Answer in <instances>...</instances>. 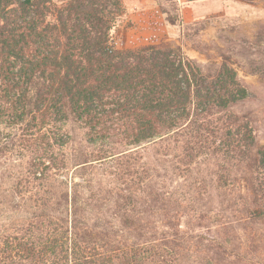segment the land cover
Wrapping results in <instances>:
<instances>
[{
    "label": "trees",
    "instance_id": "trees-1",
    "mask_svg": "<svg viewBox=\"0 0 264 264\" xmlns=\"http://www.w3.org/2000/svg\"><path fill=\"white\" fill-rule=\"evenodd\" d=\"M151 1L178 26L181 3L198 0ZM124 15L121 0H0V179L10 213L23 211L0 223V264H202L183 254L185 232L146 239L149 228L135 217L166 209L178 221L182 202L205 195L214 198L215 225L242 232L250 249L242 264H264V145L253 115L234 111L252 93L224 54L202 65L168 42L117 48L112 32ZM202 24L183 29L192 46L189 28ZM69 122L85 131L86 148L66 154ZM150 145L160 147L162 167L173 161L172 173L197 176L187 201L152 183L160 176L133 155ZM104 163L113 170L107 188L62 180L69 167L91 173ZM217 245L206 264H230L234 250Z\"/></svg>",
    "mask_w": 264,
    "mask_h": 264
},
{
    "label": "rangeland",
    "instance_id": "rangeland-1",
    "mask_svg": "<svg viewBox=\"0 0 264 264\" xmlns=\"http://www.w3.org/2000/svg\"><path fill=\"white\" fill-rule=\"evenodd\" d=\"M125 8V15L118 23L116 28L112 32L114 44L119 49H131L139 46H143L152 42H161L162 39H168V43L174 46H180L182 52L190 58V41L181 40L179 33L176 29H173L168 38H165L162 33L161 36L151 37L154 21L152 15L145 17L144 5L141 0H121ZM150 5L155 7V4L150 0ZM188 2H183L180 5V9L186 7ZM251 10L250 12L240 8L232 15L226 18H217L213 22L217 23L216 29V41L213 42L209 39V36H205L199 32L197 27H190L189 33L192 35L195 43L203 48L202 55H198L195 58L200 64H206L209 60L219 61L220 54L226 55L232 61L237 74L247 85L249 91L253 97L246 100L244 103L239 104L234 111L235 112H250L255 118V135L258 145H264V0H256L252 7H246ZM212 21L209 25L213 24ZM203 25V31L209 26L205 23ZM149 31V32H148ZM194 43V44H195ZM193 44V46H194ZM192 46V47H193ZM63 133L67 135L68 144L63 149L64 153L69 154L73 151H78L86 148L85 144V131L78 125L69 122L63 129ZM159 146H145L138 148L133 155L137 160H141L145 163L149 174L156 172L160 177L159 179H152V183L159 184L163 187L164 191L170 194L174 199L179 201L182 199H189V195H194L195 182L193 178L197 176H186L184 174H174L171 172V168L175 165L173 161L167 162L162 167V162L158 160L156 155L159 151ZM157 159V161H155ZM169 160H171L169 158ZM2 162V161H1ZM22 162L14 163L13 165L21 164ZM111 163H104L102 166H96L95 170L91 173L88 171L74 170L69 167L67 171L63 173V181L77 182L83 179H91L92 181L99 182L104 188L108 187L111 183V177L108 173L113 172L111 169ZM11 172L15 175V171L22 170L11 168ZM199 177L204 174V168L201 167ZM180 175V176H179ZM155 185L156 189L157 186ZM8 182L5 179H0V199L4 201V204L0 206V223L7 222L12 218L14 221H18L23 216L22 209L19 208L21 213H10L8 208V201H13L11 194L7 193ZM208 191V189L206 190ZM209 193L212 194V191ZM213 195V194H212ZM206 196V195H205ZM205 196L197 202L183 203L184 208L181 219L176 221L175 218H169L167 215L169 211L157 209L147 210L145 213H140L137 209V215L135 218H142L146 226L149 228L146 239H157L164 236V233L169 234L177 233V231L185 232L184 235V251L183 254L190 261L198 257V261L206 264L209 261L210 254L207 252L208 248L217 247V244H222L227 249H233V253L230 257V264H242V261L249 260L250 249H246L248 246L245 243V238L240 240L239 230H235L232 235L224 233L222 229L215 225V211L216 206L214 198L208 203L205 201ZM84 199L87 198V194H84ZM15 200V199H14ZM169 209V208H167ZM172 208H170V211ZM193 210V212H190ZM95 213V212H93ZM112 211L106 207L103 209L104 218L106 221H112ZM136 214V212H135ZM170 215V214H169ZM206 215L208 220H197L199 216ZM174 219V220H173ZM170 221L171 224H178L177 227L167 228L164 223ZM189 222V229L185 227V224ZM174 228V229H173ZM134 233H122L119 231V239H134ZM231 238L232 243H223V238ZM214 247V248H215ZM246 250V251H245ZM246 256V258H244ZM188 264H191L188 262Z\"/></svg>",
    "mask_w": 264,
    "mask_h": 264
},
{
    "label": "crops",
    "instance_id": "crops-1",
    "mask_svg": "<svg viewBox=\"0 0 264 264\" xmlns=\"http://www.w3.org/2000/svg\"><path fill=\"white\" fill-rule=\"evenodd\" d=\"M150 0H141L140 2L144 5L145 17L152 15L154 21L152 31L149 32L151 37L161 36L162 33L165 35V38H168L173 29H176L179 33V38L185 40L183 37V29L187 26L194 25L196 23H205L209 25L210 21H214L217 18H226L227 16L232 15V13L240 8L246 10V7H252L253 4H245L235 0H198L188 2L186 7L180 9V25L170 26L166 25L159 15V12L156 7L150 5ZM248 12L251 10L247 9ZM217 23L213 22L212 25H209L204 31L201 30V33L205 36H209V39H212L213 42L216 41V29L218 28ZM169 39V38H168ZM168 39H162L161 42H168ZM189 42V41H187ZM171 44V43H170ZM190 58H195L200 54L190 43ZM182 49V48H181Z\"/></svg>",
    "mask_w": 264,
    "mask_h": 264
}]
</instances>
